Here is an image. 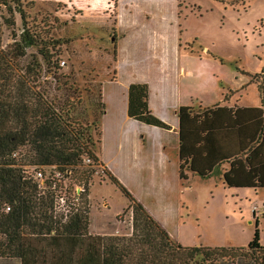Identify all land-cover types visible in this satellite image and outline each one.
<instances>
[{
    "label": "trees",
    "instance_id": "1",
    "mask_svg": "<svg viewBox=\"0 0 264 264\" xmlns=\"http://www.w3.org/2000/svg\"><path fill=\"white\" fill-rule=\"evenodd\" d=\"M14 1L24 21L16 41L19 55H24L25 48L38 45V40L27 28L21 0ZM0 3L11 7L8 0ZM114 4L117 5V0ZM8 22L15 24L13 20ZM43 59L49 66L51 57L46 54ZM9 64L10 59L0 50V264L15 259L19 264H46L49 258L53 259L51 264H249L250 258H245L247 252L242 246H184L174 240L131 191L103 166L98 154L106 109L103 82L99 91L101 100L93 104L97 117L90 121L84 116L83 121L76 115V104L68 99L71 94L49 101L45 97L47 90L36 89L37 85L41 86V73L27 67L23 73L8 74ZM65 76L71 75L56 72V82L66 84L69 80ZM259 90L264 106V79ZM148 97L147 83H131L129 116L170 129L168 123L152 112ZM76 103L78 106L79 100ZM247 110L257 111L259 118L242 122L238 109L222 106L200 113L190 106L180 108L182 179L186 178V170L207 178L218 165L229 162L231 167L224 173L228 186L264 187V111ZM87 159L102 166L110 181L129 199L128 207L133 213L131 235L89 232V179L96 170L84 167L72 175L71 169L82 166ZM31 166L39 168L30 172ZM44 167H51V172L46 179L48 187L41 189L36 175L38 171L46 175ZM71 176L84 182L85 191L78 195L70 193L65 185ZM63 191L70 193L68 203L75 197L80 198L79 206L71 210L65 221L64 214L63 218H57L56 205ZM248 249L255 253V264H264V245L258 228Z\"/></svg>",
    "mask_w": 264,
    "mask_h": 264
},
{
    "label": "rangeland",
    "instance_id": "2",
    "mask_svg": "<svg viewBox=\"0 0 264 264\" xmlns=\"http://www.w3.org/2000/svg\"><path fill=\"white\" fill-rule=\"evenodd\" d=\"M8 1L11 7L0 3V50L10 59L8 74L23 73L30 67L32 72L41 73V86L37 85L36 89L47 90L45 97L49 101L71 94L68 99L76 104L77 117L83 121L84 116L90 121L96 118L93 104L101 100V83L116 72L120 33L114 0H21L27 28L38 40V45L25 48L24 55H19L16 45L24 21L15 1ZM224 2L163 0L162 11L170 19L169 31L181 33V43L177 42V47L181 46L180 60L190 70L188 81L196 87V93L205 98L213 96L217 88L227 92L245 89L250 84L246 98L255 101L259 98L257 80L264 79V0ZM149 12L155 21L159 20L158 10ZM129 40L128 44L132 45ZM140 48L143 49V44ZM46 54L51 57L49 66L43 59ZM56 72L71 75L64 77L69 81L66 84L56 82ZM76 100H79L78 106ZM84 167L96 170L89 179V193L92 190L90 226L95 232L92 234L131 235L133 213L128 207L129 199L110 181L103 167L92 161L84 160L82 166L72 167V175ZM38 168L28 169L34 172ZM43 170L48 176L51 167ZM66 182L65 186L73 194L85 187L76 177L71 176ZM39 185L41 189L48 187L44 179ZM132 187L142 198L149 197L145 188ZM169 189L172 195L168 200L177 208L186 227L182 232V245L242 246L247 252L245 258H250L248 263L255 264V253L248 249V244L258 228L264 245V189L230 188L201 180L188 183L182 179L174 181ZM70 193L63 191L56 200L57 218H63L64 214L63 221L75 208L73 199L67 202ZM52 260L47 259L46 264H51ZM1 264L19 262L15 259Z\"/></svg>",
    "mask_w": 264,
    "mask_h": 264
},
{
    "label": "crops",
    "instance_id": "3",
    "mask_svg": "<svg viewBox=\"0 0 264 264\" xmlns=\"http://www.w3.org/2000/svg\"><path fill=\"white\" fill-rule=\"evenodd\" d=\"M162 1L117 0V29L120 33L118 58L115 61V77L105 80L102 85V98L106 109L102 117V141L98 154L103 166L127 188H132L134 193H131L138 196L136 198L147 211L180 243L184 241L182 232L186 227L177 214V208L172 207L168 200L172 195L170 185L182 179L180 108L190 106L194 112L200 113L207 108L222 106L238 109L242 122L253 121L259 118V113L247 109L259 108L264 111L259 90V82L263 80H257L259 98L255 101L246 98L250 84L245 89L227 92L215 87L217 90L213 96L201 97V94L196 93V87L188 81L191 73L180 60L181 46L177 47V42L181 43V33L179 30L169 31L170 19L162 11ZM150 10L159 11L158 21L151 17ZM127 40L132 41V45ZM262 74L264 77V72ZM131 83L149 85V107L157 117L171 126L170 129L150 125L129 116ZM195 104L199 107H195ZM218 166L207 178L192 170H186V178L182 180L188 183L191 180L213 181L217 185L232 188L224 180V173L230 169L231 164L223 162ZM133 185L145 188L149 197L142 198Z\"/></svg>",
    "mask_w": 264,
    "mask_h": 264
},
{
    "label": "built area",
    "instance_id": "4",
    "mask_svg": "<svg viewBox=\"0 0 264 264\" xmlns=\"http://www.w3.org/2000/svg\"><path fill=\"white\" fill-rule=\"evenodd\" d=\"M88 161H91L90 159H87ZM55 175H56V178H58V177H60V173L59 172H57V173H55ZM47 177L48 176H46V175H44L43 174V172L42 171H38L37 172V175H36V178L40 181L41 179H44L45 181H46V179H47ZM54 177V176H53ZM52 177V178H53ZM55 184V183H54ZM82 191H85V188H83V189H80L79 190V192H76L75 194L76 195H78L80 192H82ZM79 197H75V198H73V204L76 206H78L79 205ZM68 218V214H66V219Z\"/></svg>",
    "mask_w": 264,
    "mask_h": 264
}]
</instances>
